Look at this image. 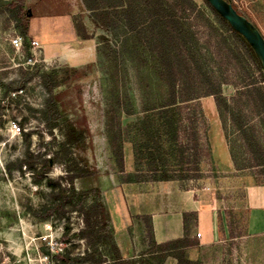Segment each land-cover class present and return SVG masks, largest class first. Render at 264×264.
<instances>
[{
  "label": "rangeland",
  "instance_id": "obj_1",
  "mask_svg": "<svg viewBox=\"0 0 264 264\" xmlns=\"http://www.w3.org/2000/svg\"><path fill=\"white\" fill-rule=\"evenodd\" d=\"M12 1L0 0V264H53L51 255L64 247L60 243L63 223H70L74 231L80 224L74 214L61 223L34 219L28 208L44 203L47 190L34 185L27 173L14 171L9 176L4 168L7 162L22 157L23 130L34 132L30 146L34 152L51 148L37 113L46 96L39 77L49 68L78 72V77L59 86L55 94L59 109L77 127L88 130L84 148L73 149V153L97 177L76 179L74 185L79 190L98 186L108 227L125 260L146 259L142 254H147L154 242L150 216L134 212L131 197L156 195L162 186L150 181L121 182L106 125L116 126L118 120L122 124L135 122L145 110L166 103L172 77L179 100L198 98L207 121L208 141L215 151L211 162L202 163L200 178L191 185L214 192L233 235L240 234L246 221V191L254 186L264 189V84L243 49L203 1L164 0L166 9L176 10L174 27L167 18L151 16L152 7L146 0H132L130 30L120 7L105 24L96 16L98 11H92L83 0H24V11L30 13V42L20 49L10 42L20 36L13 13L7 9ZM118 2L96 0L98 7ZM230 3L264 38V0ZM74 18L82 24L87 39L76 35ZM164 30L174 32L171 46L164 41ZM169 48L173 52L163 58V51ZM168 63L175 65L174 75L167 72ZM22 83L23 89L15 90ZM217 90L219 105L209 94ZM24 116L28 118L21 125ZM11 123L18 124L19 132L10 128ZM224 153L232 164H224ZM123 157L125 172H132L128 142L123 144ZM61 174L56 165L50 176ZM69 248L74 253L84 251L80 241ZM164 263L176 261L168 257ZM194 264H264V235L210 246Z\"/></svg>",
  "mask_w": 264,
  "mask_h": 264
},
{
  "label": "trees",
  "instance_id": "obj_2",
  "mask_svg": "<svg viewBox=\"0 0 264 264\" xmlns=\"http://www.w3.org/2000/svg\"><path fill=\"white\" fill-rule=\"evenodd\" d=\"M92 11H98L96 16L105 24H109L112 14L121 8L123 20L130 30H133V1L119 0L118 3L98 7L96 0H83ZM151 9V16L157 20L168 19L173 24L175 9H166L164 0H146ZM204 5L216 18L217 23L236 41L248 62L261 75L264 84V71L255 52L246 40L221 18L205 1ZM230 2V0H228ZM238 12L236 7L232 4ZM11 10L22 38V46H29L28 14L24 11V0H13L7 6ZM239 13V12H238ZM169 23V24H170ZM175 24H173L174 26ZM76 35L87 39L82 24L73 19ZM175 27V26H174ZM164 41L171 44L176 37L172 30H164ZM29 54V49H27ZM173 52V48L163 51L162 57ZM175 65L168 63L167 72L174 75ZM75 69H47L40 78V83L46 93L43 106L38 113V119L43 124L45 133L52 142L51 148L43 153L31 150L32 130L22 131L21 139L25 150L21 158L5 164L7 175L14 171L27 173L31 182L47 192L44 193V203L38 207H29L28 213L39 222H64L70 215L79 219V227L73 230L70 223H63L60 243L64 246L55 251L50 260L53 264H164L168 257L175 259L176 264H194L186 259L185 250L196 243L187 237L177 238L149 248L146 259L125 260L115 242L112 231L108 227V215L102 201L98 186L79 190L75 187L76 179L97 177L86 163L75 157L73 149L84 148L89 132L86 128L77 127L58 106L55 90L70 83L78 77ZM22 83L15 90H22ZM264 89V88H263ZM214 96L217 105L220 103V91L209 93ZM168 101L159 107L147 109L135 122L122 124L118 120L116 126L106 125L108 144L115 164L118 167L122 183H141L144 181L170 182L176 181L182 190L194 189L191 182L200 178L201 166L205 160L212 161V150L207 137V121L200 108L198 98L187 96L179 100L174 77L168 83ZM110 117V112L107 113ZM128 115L129 113H125ZM22 118L21 125L27 121ZM111 123V122H110ZM130 143L133 159V171L125 172L123 144ZM48 148V147H47ZM58 165L62 174L53 178L50 176L53 168ZM74 241L84 245L82 253H74L69 246ZM49 255V253H48Z\"/></svg>",
  "mask_w": 264,
  "mask_h": 264
},
{
  "label": "crops",
  "instance_id": "obj_3",
  "mask_svg": "<svg viewBox=\"0 0 264 264\" xmlns=\"http://www.w3.org/2000/svg\"><path fill=\"white\" fill-rule=\"evenodd\" d=\"M213 155L215 156L214 149L212 158ZM224 157V164H232L228 153H224ZM157 184L162 188L156 195H132L131 208L139 215L150 216L152 236L156 244L182 237L195 242V246L185 250V257L190 261L198 260L207 248L218 243L264 235L263 188L254 186L246 191V221L242 232L235 236L224 219L220 200L210 189L182 190L173 181L153 183L154 186Z\"/></svg>",
  "mask_w": 264,
  "mask_h": 264
},
{
  "label": "water",
  "instance_id": "obj_4",
  "mask_svg": "<svg viewBox=\"0 0 264 264\" xmlns=\"http://www.w3.org/2000/svg\"><path fill=\"white\" fill-rule=\"evenodd\" d=\"M255 52L264 71V38L256 27L238 13L228 0H205ZM30 16V13H28Z\"/></svg>",
  "mask_w": 264,
  "mask_h": 264
},
{
  "label": "built area",
  "instance_id": "obj_5",
  "mask_svg": "<svg viewBox=\"0 0 264 264\" xmlns=\"http://www.w3.org/2000/svg\"><path fill=\"white\" fill-rule=\"evenodd\" d=\"M10 42L11 45L14 46L16 49H20L22 47V38L19 35H15ZM33 44L36 45L37 43L34 42ZM10 128L13 131H17V132H19L20 130V127L16 123H11ZM196 236H199V234H196Z\"/></svg>",
  "mask_w": 264,
  "mask_h": 264
}]
</instances>
